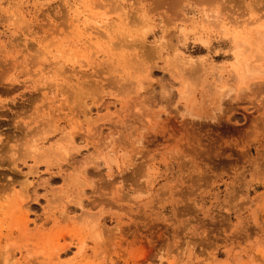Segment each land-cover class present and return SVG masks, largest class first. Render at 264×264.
I'll return each mask as SVG.
<instances>
[{
  "label": "rangeland",
  "instance_id": "1",
  "mask_svg": "<svg viewBox=\"0 0 264 264\" xmlns=\"http://www.w3.org/2000/svg\"><path fill=\"white\" fill-rule=\"evenodd\" d=\"M0 264H264V0H0Z\"/></svg>",
  "mask_w": 264,
  "mask_h": 264
}]
</instances>
